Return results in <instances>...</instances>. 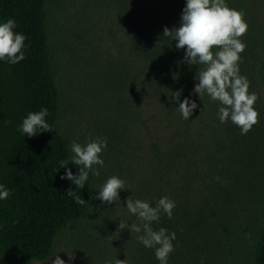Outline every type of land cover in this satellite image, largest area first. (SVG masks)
Wrapping results in <instances>:
<instances>
[{
	"label": "rangeland",
	"instance_id": "obj_1",
	"mask_svg": "<svg viewBox=\"0 0 264 264\" xmlns=\"http://www.w3.org/2000/svg\"><path fill=\"white\" fill-rule=\"evenodd\" d=\"M235 1L229 7L243 12L249 26L240 74L259 97L255 109L264 112V0H245L240 8ZM47 6L60 89L57 127L81 145L107 140L92 197L112 176L127 190L117 203L92 198L58 235L54 254L32 264H53L56 255L65 264H160L128 230L140 221L126 206L130 197L155 207L165 196L176 204L172 218L162 215L152 227L176 233L168 264H250L249 230L264 204V136L255 132L258 123L245 135L231 120L221 123L222 105L193 93L204 66L189 71L163 36L165 27L180 25L186 0H47ZM177 91L180 102L198 105L188 120L173 102ZM121 220L128 228L118 231ZM228 220L231 239L220 225Z\"/></svg>",
	"mask_w": 264,
	"mask_h": 264
},
{
	"label": "trees",
	"instance_id": "obj_2",
	"mask_svg": "<svg viewBox=\"0 0 264 264\" xmlns=\"http://www.w3.org/2000/svg\"><path fill=\"white\" fill-rule=\"evenodd\" d=\"M232 2L226 0L228 6ZM245 2L237 0L234 6L240 8ZM8 19L17 22L14 31L27 39L24 60L14 65L0 61V184L11 190L8 199L0 200V261L32 264L50 258L58 235L92 204L93 177L90 173L83 189L60 178L67 169L73 175L79 169L71 161L67 169L60 168L59 163L74 154L71 137L57 127L60 89L50 43L47 0H0V23ZM185 52L186 49H177L174 41L171 53L179 55L183 62ZM184 65L189 71L200 66ZM42 108L50 113L46 120L53 131L24 136L18 131L23 119ZM258 113L255 132L264 136V112ZM69 188L86 203L79 204L68 196ZM257 213L249 230L250 264H264V204ZM220 225L223 235L231 239L233 221H221ZM197 246L191 245L190 251L197 254Z\"/></svg>",
	"mask_w": 264,
	"mask_h": 264
},
{
	"label": "clouds",
	"instance_id": "obj_3",
	"mask_svg": "<svg viewBox=\"0 0 264 264\" xmlns=\"http://www.w3.org/2000/svg\"><path fill=\"white\" fill-rule=\"evenodd\" d=\"M244 13L230 8L226 0H186V6L182 10L180 25L171 30L164 28L163 36L170 37L176 41L177 49H186L184 63L188 65H203L204 68L196 75L198 83L195 84L193 93L198 94L201 101L207 94L212 101H218L222 107L219 108L218 118L221 123L228 120L238 126L241 135H245L259 123V113L254 105L259 99L254 92H249L250 81L246 76L240 74L241 53L246 49V44L241 37L247 34L248 24L244 19ZM17 22L8 19L0 23V61L17 64L25 57V40L27 37L22 33L14 31ZM213 49H218L213 51ZM181 92L173 93V102L179 103L178 111L185 120H188L193 111L198 107L194 100L185 98L180 102ZM50 113L47 108L37 112H29L23 119L18 131L24 136L34 137L38 133L53 131L46 117ZM107 148L105 138H97L86 142L85 145L73 142L71 152L74 154L69 159L61 160L60 168H66L71 164L78 166L79 172L73 175L71 169L61 179L73 182L76 188H85V182L89 174L99 177V168L103 167L104 160L102 152ZM127 190L126 182L117 176L107 179L99 190V195L92 197L107 204L120 201L119 192ZM11 190L0 184V200L8 199ZM76 202L84 204L86 201L78 196L72 188L66 191ZM127 209L140 221L139 224L131 223L130 232L137 233V239L146 248L155 250V257L160 264H168L170 253L174 251L173 241L176 233H168L167 229L161 227L154 230L153 222H159L162 215L172 218L173 209L176 207L174 201L168 197H162L155 207L147 201L139 199L133 201L127 199ZM128 228V223L121 220L118 231ZM69 260H74V254L67 253ZM53 264H65L59 255L55 256ZM115 264H127L126 260H115Z\"/></svg>",
	"mask_w": 264,
	"mask_h": 264
}]
</instances>
